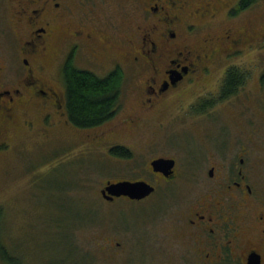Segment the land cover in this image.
I'll list each match as a JSON object with an SVG mask.
<instances>
[{"label": "flooded vegetation", "instance_id": "1", "mask_svg": "<svg viewBox=\"0 0 264 264\" xmlns=\"http://www.w3.org/2000/svg\"><path fill=\"white\" fill-rule=\"evenodd\" d=\"M130 1L143 8V16L149 24L141 34L139 45H131L135 51L128 47L114 56L111 47L107 46L111 36L104 31L103 24L87 23L83 19L79 23L69 21L73 0H0L4 9L8 10L9 6L13 16L12 21L6 18L3 24L0 23V39L6 42L10 36L15 38L20 46L15 48L14 54L22 56L24 61V71L15 82L9 74L8 60H0V152L11 146V133L18 125L17 110H27L34 102H39L45 109L52 107L70 128L86 132L87 137L89 133H97L101 164L116 161L136 166L140 176L117 178V181H143L154 188L142 199L120 196L110 201L101 191L109 182L117 181L107 177L100 190L102 199L111 206L124 200L133 204L151 198L161 201L160 209L147 212L151 227L161 225V236L157 238L150 232L147 237L154 249L159 245L160 251L157 249V257L145 264L164 260L167 264H264V195L251 182V173L245 168L247 156L253 149L242 142L229 146L232 138L226 127L230 125L222 127L219 124L220 112L248 84L246 70L232 66L228 61L232 55L241 54L251 41L260 39L263 26L259 31L253 25L251 29L244 25L250 22V14L262 8L260 0L252 7H243L242 0ZM81 10L85 15L94 13L93 9ZM245 16L249 21L241 24ZM220 22L225 23V28L217 31L215 27ZM194 35L198 36L195 45L191 43ZM64 45L68 49L62 57L58 47ZM82 48L88 58L100 54L113 57L111 67L96 68L106 76L117 68L125 72L124 66H138L149 71L138 104L140 114L125 113V118L120 120L118 116L124 105L120 103L112 119L101 125L77 128L70 123L66 112V85L61 75L70 59L81 69L82 58L87 60L79 57ZM60 59H64L62 64L58 62ZM50 64L57 68L55 75L63 85L62 93L37 70ZM232 78L236 81L235 88ZM172 107L180 109V117L193 118L192 122L198 126L208 122L216 126L213 133L216 136L210 135V127L206 132L212 140L211 145L206 146L209 154L205 167L195 152L194 157H189V151L166 153L165 145L160 143L150 142L146 147L138 148L113 140L115 132L123 125L132 128L145 117L152 124L165 110L168 117ZM155 126L157 132H161L165 124L158 120ZM192 135L189 130L177 131L176 145L189 147ZM235 147L238 161L229 156ZM255 148L259 150L257 144ZM159 162L162 163L154 166ZM202 168L205 170L200 176L199 169ZM178 182L187 184L196 195L183 199L169 192ZM200 187L202 189H198ZM107 218L102 222L104 226L109 222ZM113 238L102 235V251L107 245L114 249L121 245V242L114 244ZM169 249L173 251L170 253Z\"/></svg>", "mask_w": 264, "mask_h": 264}, {"label": "rangeland", "instance_id": "2", "mask_svg": "<svg viewBox=\"0 0 264 264\" xmlns=\"http://www.w3.org/2000/svg\"><path fill=\"white\" fill-rule=\"evenodd\" d=\"M260 4L262 8L259 11H255L253 15L249 13L250 22L245 23L249 21L247 16L241 22L250 29L252 25L258 30L263 26L260 39L251 41L241 54L232 55L228 61V64L246 70L248 84L220 112L222 118L219 124L222 127L230 125L229 128L226 127L232 138L229 146L242 142L252 147L253 151L247 156L245 168L251 173V182L264 195V0ZM71 6L73 13L69 18L70 22L79 23L83 19L87 23L104 25V31L111 36L107 46L111 47L114 56L121 54L124 49L134 50L131 45H139L141 34L149 24L143 16V8L130 0H73ZM81 9H93L94 13L85 15ZM6 18L13 20L9 6L7 10L0 5V23L3 24ZM224 28L225 23L220 22L215 30ZM197 37H191L192 44L197 43ZM19 46V42L12 36L6 42L0 39V60H8L9 74L15 82H18L24 71L23 57L14 54L15 48ZM58 48L59 55L64 57L67 45ZM79 57L87 59L84 61L82 58L83 63H79L81 69L92 71L101 77L107 74L96 68L101 70V67L109 68L113 64L111 55L100 54L99 57L89 59L83 48ZM63 60L58 62L62 64ZM123 68L126 80L121 96V103L124 105L118 116L120 120L125 118V113L140 114L138 104L143 96L142 88L149 77V71L141 70L138 66ZM37 70L58 92L64 91L63 85L56 80V66L50 64L43 70ZM47 107L45 109L39 102H34L27 110H17L18 125L11 133V146L0 152V207L3 208L6 218V242L13 250L18 249L19 253L26 255L30 264L151 262L152 258L157 257L159 245L154 249L147 237L150 232L157 238L161 236V225L151 227L147 212L160 209L161 201L151 198L141 204H133L124 200L112 206L104 201L100 193L103 180L107 177L113 181L117 178H137L140 175L137 174L136 166L123 165L124 163L116 161L101 164V150L97 143L100 137L97 133H89L87 137L86 132L70 128L58 111ZM165 113L166 110L161 112L152 124L145 117L139 125L132 128L127 124L123 125L115 132L113 140L138 148L146 147L150 142L160 143L165 145L164 152L169 154L180 153L178 150L189 151V157L198 155L205 167L209 154L206 146L211 145L212 140L206 132L210 127V135L216 136L213 135L216 126L210 124L211 122L198 126L192 122L193 118L180 117V109L176 107L170 108L168 117ZM46 118L49 120L46 121ZM158 120L165 124L161 132L156 130ZM117 122L116 119L115 123ZM180 130L193 132L188 142L189 147L176 145L175 135ZM232 150L229 156L238 161L236 147ZM199 170L200 176H203L205 169ZM70 184L72 186H68ZM169 192L176 193L183 199L191 197V194L196 195L183 182L172 185ZM71 196L82 199L79 207L69 203ZM107 216L109 222L104 226L102 222ZM102 235L113 236V243L121 242V245L115 249L107 245L102 251ZM172 251L169 249L170 253ZM165 261L155 264H167Z\"/></svg>", "mask_w": 264, "mask_h": 264}, {"label": "trees", "instance_id": "3", "mask_svg": "<svg viewBox=\"0 0 264 264\" xmlns=\"http://www.w3.org/2000/svg\"><path fill=\"white\" fill-rule=\"evenodd\" d=\"M257 1L259 0H242V6L252 7ZM61 76L66 85L68 120L74 127L92 128L112 119L116 107L121 103L122 90L126 80L125 73L121 68H117L106 77H99L91 71L79 69L70 59ZM232 86L234 88L236 86L235 78H232ZM85 169L88 170L86 167ZM68 186H72V184ZM83 186L85 185L83 184ZM69 198V203L80 206L81 198L76 196ZM5 220L4 210L0 207V264H30L26 255L22 252L19 253L18 249L17 251L13 250L11 245L6 242L4 238Z\"/></svg>", "mask_w": 264, "mask_h": 264}, {"label": "water", "instance_id": "4", "mask_svg": "<svg viewBox=\"0 0 264 264\" xmlns=\"http://www.w3.org/2000/svg\"><path fill=\"white\" fill-rule=\"evenodd\" d=\"M162 162L154 164L160 165ZM164 164V163H163ZM166 166V165H165ZM154 188L143 181H118L109 182L105 189L101 191L102 195L107 200H113V197L128 196L132 199H142L151 194Z\"/></svg>", "mask_w": 264, "mask_h": 264}, {"label": "bare ground", "instance_id": "5", "mask_svg": "<svg viewBox=\"0 0 264 264\" xmlns=\"http://www.w3.org/2000/svg\"><path fill=\"white\" fill-rule=\"evenodd\" d=\"M190 105V104H189ZM151 131V130H150Z\"/></svg>", "mask_w": 264, "mask_h": 264}]
</instances>
